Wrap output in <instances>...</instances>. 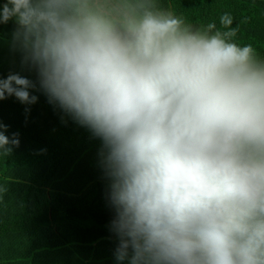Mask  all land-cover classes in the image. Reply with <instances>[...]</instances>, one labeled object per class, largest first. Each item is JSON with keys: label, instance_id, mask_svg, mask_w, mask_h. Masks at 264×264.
Listing matches in <instances>:
<instances>
[{"label": "clouds", "instance_id": "clouds-1", "mask_svg": "<svg viewBox=\"0 0 264 264\" xmlns=\"http://www.w3.org/2000/svg\"><path fill=\"white\" fill-rule=\"evenodd\" d=\"M218 19L160 0L0 5L37 76H0V101L33 105L38 83L102 141L118 264H264V54ZM19 135L0 121V156Z\"/></svg>", "mask_w": 264, "mask_h": 264}, {"label": "trees", "instance_id": "trees-1", "mask_svg": "<svg viewBox=\"0 0 264 264\" xmlns=\"http://www.w3.org/2000/svg\"><path fill=\"white\" fill-rule=\"evenodd\" d=\"M6 0H0L2 5ZM165 9L195 26L229 12L239 25L237 42L253 43L264 54V0H160ZM16 25H0V76L19 73L36 81L12 47ZM33 105L15 97L0 101V121L20 147L0 156V264H118V240L110 230L114 210L100 162L102 141L50 104L37 88ZM26 109H29L26 111ZM127 264V261L124 262Z\"/></svg>", "mask_w": 264, "mask_h": 264}, {"label": "rangeland", "instance_id": "rangeland-1", "mask_svg": "<svg viewBox=\"0 0 264 264\" xmlns=\"http://www.w3.org/2000/svg\"><path fill=\"white\" fill-rule=\"evenodd\" d=\"M100 2H101V3H103V2H104V0H100Z\"/></svg>", "mask_w": 264, "mask_h": 264}]
</instances>
